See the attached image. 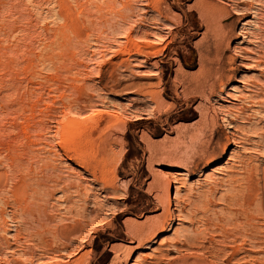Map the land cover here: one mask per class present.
I'll use <instances>...</instances> for the list:
<instances>
[{
  "label": "rangeland",
  "instance_id": "374dc122",
  "mask_svg": "<svg viewBox=\"0 0 264 264\" xmlns=\"http://www.w3.org/2000/svg\"><path fill=\"white\" fill-rule=\"evenodd\" d=\"M183 259L264 264V0H0V264Z\"/></svg>",
  "mask_w": 264,
  "mask_h": 264
},
{
  "label": "bare ground",
  "instance_id": "6f19581e",
  "mask_svg": "<svg viewBox=\"0 0 264 264\" xmlns=\"http://www.w3.org/2000/svg\"><path fill=\"white\" fill-rule=\"evenodd\" d=\"M201 133H202V131H201ZM198 134H200V133H198ZM198 134H197V135H198ZM202 134H203V133H202ZM194 136H195V135H194ZM200 136H201V134L199 135V137H200ZM197 137H198V136H197ZM236 139H237V138H236ZM209 141H210V140H209ZM209 141H208V142H209ZM208 142L205 141V146H208V145L206 144V143H208ZM199 143H200V142H199ZM212 143H213V142H212ZM196 144H197V143H196ZM201 145H202V144H201ZM201 145H200V146H201ZM209 145H210V144H209ZM205 146H204V147H205ZM202 147H203V146H202ZM202 147H200V148H202ZM204 147H203V150H201V151H203V154H204V155L202 154L203 156L207 155V157H213V156L215 155V154H214V151H213V150H210V146L207 147L206 149H204ZM213 148H214V146H213ZM214 149H215V148H214ZM216 150H217V149H216ZM218 154H219V153H218ZM180 156H181V155H180ZM179 162H180V161H179ZM176 165H177V163H176ZM253 173H254V172H253ZM250 174H251V173H250ZM258 175H259V174H258ZM254 178H255V176H254ZM254 178H253V176L250 177V179H249L250 184L253 183V179H254ZM244 180H245V179H244ZM260 180H261V179H260ZM254 181H255V180H254ZM261 181H262V180H261ZM169 183H170V185L172 184V182H169ZM233 184H234V183H233ZM212 186H215V185L212 184ZM218 186H219V185L216 184V186L214 187V190H216V189H217L216 187H218ZM249 186H250V185H249ZM245 187H246V186H245ZM247 187H248V186H247ZM250 187H251V186H250ZM255 187H256V186H255ZM215 188H216V189H215ZM242 188H243V187H242ZM250 189H252V188H250ZM159 190H160V189H159ZM244 190H245V189H244ZM246 191H247V190H246ZM159 192H160V193H158V195H156V196H157L156 199L158 200V203H159L160 207H162V212H163V216H164V214H166L167 211H168L167 208H168V205L170 204V200L167 198L165 187L162 186V187H161V190H160ZM241 192H243V191H241ZM248 192H249V191H248ZM251 192H252V190H251ZM237 193H238V192H237ZM253 193H254V192H253ZM255 193H256V192H255ZM240 195H241V194L233 195L231 199H232L233 201H237L238 199H240V201H242V200H241L242 198H239ZM249 195H252V193H250ZM256 195H257V194H256ZM207 196H208V195H207ZM242 196H243V195H242ZM245 196H246L247 198H246ZM245 196H243V197H245V198L247 199V201H248L249 196H247V195H245ZM254 197H255V196H254ZM259 197H260V196H259ZM256 198H257V197H256ZM208 200H209V199H208ZM210 201H211V199H210ZM210 201H209V202H210ZM240 201H238V202H240ZM243 201H245V199H243ZM243 201H242V202H243ZM209 202H208V203H209ZM245 202H246V201H245ZM245 202H244V203H245ZM248 202H249V201H248ZM248 202H247V203H248ZM244 203H243V204H244ZM249 203H250V202H249ZM249 203H248V204H249ZM239 204H240V203H239ZM243 204L241 203L242 206H243ZM245 204H246V203H245ZM241 205H240L239 208H237V209H239V210H235V211L233 210V212H232V213H233L234 215H236L237 217L241 216V213H243V211H244V210H243L242 212H240V211H241L240 208H241V209L243 208V207H241ZM250 205H251V204H250ZM182 207H183V206H182ZM244 208H245V207H244ZM232 209H233V208H232ZM245 210H246V209H245ZM246 212H247V211H246ZM243 214H246V213H243ZM243 214H242V215H243ZM163 216L161 217V219H159V218L157 217V218L159 219V220H158V223H156L155 226L151 227V230L153 231V233H157L158 231H160V230L164 227V225H165V223H166V219H165V216H164V218H163ZM243 216H245V215H243ZM257 216H258V215H257ZM230 218H231V217H230ZM233 218H234V217H233ZM241 218H242V217H241ZM236 219H237V218H236ZM156 220H157V219H156ZM254 221H255V220H254ZM236 223H237V221H236ZM255 223H256V222H255ZM251 224H252V225H251ZM251 224H250V225L253 227V230H254V226H256V225H253L254 223H251ZM78 225H79V224H78ZM234 226H236V225H234ZM241 226H242V225H241ZM247 226H249V225H248V224L244 225V229H245V228H248ZM251 226H250V227H251ZM256 227H257V226H256ZM65 228H66V227H65ZM233 228H235V227H233ZM238 228H239V227H236V229H238ZM240 228H242V227H240ZM66 229H67V228H66ZM73 229H74V228H73ZM73 229H71V230H69V231L72 233V230H73ZM75 229H76V227H75ZM75 229H74V230H75ZM224 229H226V228H224ZM250 229H251V228H250ZM62 230H63V229H62ZM62 230H61V231H62ZM233 230H234V231H232V229H231L230 231H228V230L226 229V231H228V232H226V231L224 230L226 233H225V234L222 233V234L224 235L223 238H222V240H223V239L226 240L229 236H230V238H229V240H230V239H232L231 236L235 238V236H238V235H240V234L242 233V230H241V231H240V230H238V231L236 230V231H235V229H233ZM253 230H252V231H253ZM257 230H258V228H257ZM63 231H64L63 233H65L64 235H67V236L70 235V233L68 232V230H67V232H65V230H63ZM224 231H223V232H224ZM243 231H246V229L243 230ZM247 231H248V230H247ZM150 232H151V231H150ZM150 232H149V233H150ZM59 233H60V232H59ZM67 233H69V234H67ZM244 233H246V232H244ZM247 233L250 234L251 231H249V232H247ZM253 233H254V231H253ZM61 234H62V232H61ZM248 234H247V235H248ZM251 234H252V233H251ZM184 235H187V234H184ZM257 235H258V231H257ZM257 235H256V233H255L254 236H257ZM187 236L189 237V235H187ZM190 236H191V235H190ZM250 236H251V235H250ZM250 236H249V237L247 236V237L250 238ZM64 237H65V236H64ZM188 237H187V239L185 238L186 240H185V239H182L183 241H186V242L181 243L182 245L186 244L189 248L196 247V245H197V247H199V248L202 249L203 254H206L207 252H210V254H212V251H210L209 249H208L209 251L206 250L207 248H206V246L204 245L203 241H202L203 244H202L201 242H199V243L196 242V243H195V239H194V238H192V237H191V238H188ZM211 237H212V236H211ZM247 237L244 238V239H247ZM197 238H198V237H196V240H197ZM213 238H214V236H213ZM234 238H233V239H234ZM239 238H241V236H240ZM239 238H237V240H239ZM244 239H242V240H243L242 242L245 241ZM237 240H236V241H237ZM251 240H252V239H251ZM232 241H233V240H232ZM234 241H235V240H234ZM252 241L255 242L256 244H258V242H260V241H255V240H252ZM209 242H210V241H209ZM211 242H212V241H211ZM245 242H246V241H245ZM248 242H251V241H248V239H247V243H248ZM253 242H252V243H253ZM222 243H223V242H222ZM222 243H221V244H222ZM255 243H253V244H255ZM173 244H174V243H173ZM227 244H229V243H227ZM227 244H226V245H227ZM178 245H179V244L176 243L174 246L177 247L178 250H179ZM186 245H184V246H186ZM223 245H224V244H223ZM229 245H230V244H229ZM231 245H232V243H231ZM243 245H245V244H243ZM249 245H252V244L249 243ZM259 245H260V244H259ZM259 245H258V246H259ZM172 246H173V245H172ZM219 246H220V245H219ZM221 246H222V245H221ZM254 246H255V245H254ZM222 247H225V246H222ZM239 247H240V246H238L237 249H234L233 253L231 254L233 257H236V256H238V255L241 253V252H239ZM242 247H243V246H242ZM256 247H257V246H256ZM177 248H176V249H177ZM189 248H188V249H189ZM212 248H213V247H212ZM212 248H211V250H212ZM228 248H229V247H228ZM246 248H247V247H246ZM246 248H244V249H246ZM252 248H255V247H253V245H252ZM217 249H218V248H217ZM221 249H223V248L220 247V250H221ZM224 249H225V248H224ZM226 249H227V247H226ZM231 249H232V248H231ZM244 249H243V250H244ZM229 250H230V249H229ZM240 250H241V249H240ZM247 250H248V249H247ZM216 251H219V249L216 250ZM224 251H225V250H224ZM224 251H223V253H225ZM230 251H231V250H230ZM249 251H250V250H249ZM221 252H222V251H221ZM221 252H220V253H221ZM216 253H217V252H216ZM214 254H215V251H214L213 255H214ZM244 254H245V252H244ZM244 254H243V256H244ZM247 254H248V253H246L245 255H247ZM214 256H216V255H214ZM219 256H221V255H219ZM227 256H228V255H227ZM248 256H249V255H248ZM211 257H212V256H211ZM217 257H218V256H217ZM230 258H231V257H230ZM236 258H237V257H236ZM236 258H235V259H236ZM242 258H243V257H242ZM188 259H189V258H188ZM240 259H241V258H240ZM237 260H238V258H237ZM235 261H236V260H235ZM194 262H195V263H194ZM187 263H188L187 259H183V260L180 262V264H187ZM193 263H194V264H203V263H200V262H197V261H193ZM193 263H192V264H193Z\"/></svg>",
  "mask_w": 264,
  "mask_h": 264
}]
</instances>
